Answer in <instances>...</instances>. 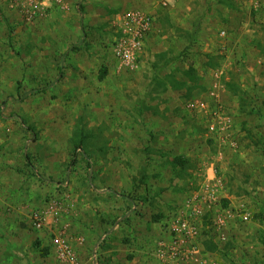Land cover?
<instances>
[{"label":"rangeland","instance_id":"1","mask_svg":"<svg viewBox=\"0 0 264 264\" xmlns=\"http://www.w3.org/2000/svg\"><path fill=\"white\" fill-rule=\"evenodd\" d=\"M174 1L128 68L116 17L151 0H0V264H159L203 167L218 204L181 264H264V0ZM211 92L213 135L188 108Z\"/></svg>","mask_w":264,"mask_h":264},{"label":"built area","instance_id":"2","mask_svg":"<svg viewBox=\"0 0 264 264\" xmlns=\"http://www.w3.org/2000/svg\"><path fill=\"white\" fill-rule=\"evenodd\" d=\"M42 1L43 3L52 2V0ZM115 21L116 23L114 26L118 30L117 38H119V41L115 43L113 52L117 63L121 67L134 68L138 65L139 57L143 53L145 39L151 29V17L139 10H126L120 13ZM219 37L224 39L225 33H221ZM223 112L222 106L216 104L214 111L210 114L211 122L207 126L208 134H218L217 127H219V125L220 128L223 127L222 129L225 128V125H228L229 119H227L226 116L222 117L223 123L218 122ZM216 114L219 115L217 116ZM218 141L226 140L221 137ZM212 181L215 182L216 185L210 186L209 184ZM219 188V180H209L208 185L203 188L202 191H198L197 194L188 199L184 208L173 215L171 223L168 225L169 233L173 236V240L168 245L165 244L164 246V243L158 245L156 256L159 264H181L190 259L193 260L195 257L198 259L200 245L197 242V237L201 221L200 217H203L208 212L207 209V211L204 210L205 207H210L218 202L214 197L216 196L215 191ZM225 214L228 215V211ZM221 215L222 216L218 215L219 217L216 218L214 222V227L218 229H222L226 224V222H224V214L221 213ZM226 218L228 217L226 216ZM237 218L241 224L249 223L250 220L249 215L244 213L238 215ZM61 251L62 256L67 252L66 249H61Z\"/></svg>","mask_w":264,"mask_h":264},{"label":"crops","instance_id":"3","mask_svg":"<svg viewBox=\"0 0 264 264\" xmlns=\"http://www.w3.org/2000/svg\"><path fill=\"white\" fill-rule=\"evenodd\" d=\"M174 1V0H173ZM158 2V3H157ZM166 2H170L169 4H173V6H174V4H176V1H174V2H172V0H166ZM165 2V0H163V1H161V0H151V5H150V7L149 8H145V9H142V10H140V9H136L135 7H133L132 6V8H130V9H126V10H139V11H141V12H143V13H146V14H148L150 17H151V29H150V31H149V33L151 32V30H152V28H153V26L155 25V23H156V21L161 17V15L163 14V16L165 17V18H167L172 24H173V22L174 21H176L177 19L174 17V12L175 11H177L178 12V10H177V8H175V7H169L168 8V10H166V11H163L162 9H161V7H160V5L162 6V4L163 5H166V4H168V3H166ZM168 4V5H169ZM160 9L162 10V11H160ZM126 10H124V11H126ZM124 11H122V12H124ZM121 12V13H122ZM237 31H238V29H235V30H233V35H236V33H237ZM226 32H228L229 34H231V29H227V31ZM223 33H225V32H223ZM149 35V34H148ZM147 38V37H146ZM146 40V39H145ZM218 40L220 41V42H222L223 44L225 43V42H227V43H231V39H229V36H227V34L225 33V38L224 39H221L220 37H219V34H218ZM145 44V43H144ZM144 52V51H143ZM142 55H143V53H142ZM142 55L139 57V63H138V65H137V67H141V58H142ZM213 95H215L213 92H211V93H209V95L208 96H206V97H203L202 98V100H200L199 102H195L194 101V103H189L188 104V108L189 107H193V108H190V111H195V113L196 112H198V114H200V113H202V112H205V114H202V116L203 117H206L207 115L206 114H208L209 112H212V111H214V108H212V109H210L209 108V105H207L206 103H204L205 101H208V99H211V101H213V104L214 105H216V104H218V102H219V100L218 99H215L214 97H213ZM212 104V105H213ZM210 122H211V120H210ZM210 139V138H209ZM210 140H212V139H210ZM209 143H212L211 141L209 142ZM212 145H213V143H212ZM202 171H203V177H202V175H201V181L203 182V183H201L200 185H201V187H200V190L199 191H202V189L203 188H205L207 185H208V183H209V180H214L215 181V179H216V177L215 176H212V172L210 173V169L208 168V167H203V169H202ZM1 178V177H0ZM205 178V179H204ZM210 186H214V185H216V183L215 182H210V184H209ZM209 186V187H210ZM218 195H217V193H216V196L214 197V198H216V201H217V199H218V197H217ZM217 204H218V202L216 203V204H214V205H212V206H210V207H205V209L204 210H208V212H210V210H212V209H214V208H216L217 207ZM230 208H228V207H220V210H221V212L224 214V213H226L228 210H229ZM206 210V211H207ZM219 216H222L221 214H219ZM219 216H212L211 218H210V223H212L211 224V226H210V229L211 228H214V225H215V219L216 218H218ZM202 217V216H201ZM200 217V219H203V217L201 218ZM238 221H239V219H238ZM226 224H229V219L226 221ZM221 229V228H220ZM225 229V227H223L221 230H224Z\"/></svg>","mask_w":264,"mask_h":264},{"label":"trees","instance_id":"4","mask_svg":"<svg viewBox=\"0 0 264 264\" xmlns=\"http://www.w3.org/2000/svg\"><path fill=\"white\" fill-rule=\"evenodd\" d=\"M101 78H103V76L101 77ZM183 87H185L184 85H182ZM175 162L178 164V165H183L184 164V162L181 160V159H175Z\"/></svg>","mask_w":264,"mask_h":264}]
</instances>
